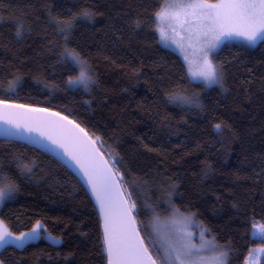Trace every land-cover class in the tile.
I'll list each match as a JSON object with an SVG mask.
<instances>
[{
    "label": "trees",
    "instance_id": "obj_1",
    "mask_svg": "<svg viewBox=\"0 0 264 264\" xmlns=\"http://www.w3.org/2000/svg\"><path fill=\"white\" fill-rule=\"evenodd\" d=\"M163 2L0 0V101L67 116L111 165L120 162L114 169L155 259L144 230L152 215L170 210L166 202L193 214L228 248V264H245L252 248L264 246L251 236L253 223H264V40L225 43L214 56L224 68L222 86L206 88L161 45ZM65 48L89 65L87 91L69 87L79 69L64 61ZM179 93L201 106L169 99ZM0 177V187L17 188L0 208L13 241L0 245V264H108L97 208L70 169L0 139ZM38 222V240H16Z\"/></svg>",
    "mask_w": 264,
    "mask_h": 264
},
{
    "label": "snow or ice",
    "instance_id": "obj_2",
    "mask_svg": "<svg viewBox=\"0 0 264 264\" xmlns=\"http://www.w3.org/2000/svg\"><path fill=\"white\" fill-rule=\"evenodd\" d=\"M170 7L178 8L184 16L190 17L181 21V27L187 33V44L172 42L176 43L183 53V59L188 63L192 77L202 80L206 88L212 85L222 86L223 65L213 63V59L209 58L222 43L232 37H242L250 44L264 40V0H217L216 3H210L209 0H192L191 3H177ZM162 14L163 10L157 13V19ZM84 15L90 16L91 13L85 12ZM70 27L71 25H68L61 30L67 31ZM161 39L167 40L168 37L161 32ZM188 49L192 51L189 52ZM62 57L69 67L79 68L78 77L69 79V87L79 84L87 91L89 85L94 83L87 62L75 50L68 48H65ZM169 99L201 106L198 100L179 94ZM41 113L47 115H39ZM215 130L221 131V125L216 124ZM25 133L28 135L24 136ZM33 133L36 135L33 136ZM0 135L22 136L30 142L42 143L46 140L51 145L63 149L64 154L76 162L103 213L104 245L108 264H155L135 225V216L132 213L136 210V205L134 202L127 204L123 193L117 188V179L113 178L112 169L120 162L114 161L110 165L97 151L89 150L95 142L79 124L58 112H49L46 108L0 101ZM44 147L47 148L48 145L45 144ZM73 149H79L81 153L86 154L82 158ZM25 170L30 172L31 168L25 166ZM2 179L0 177V180ZM16 190V186L11 183H8L7 187H0V203ZM40 228L41 224L38 222L32 233H22L16 240L34 236ZM207 231L209 230L204 229L200 233L199 244L193 242L191 233L176 237L161 236L157 233L162 264H226L227 253L217 252L218 246L214 240L205 239L204 233ZM258 235L264 240V226L259 229ZM11 236L12 233L0 221V244L12 243ZM205 251L211 254L202 255ZM259 251L264 252V249Z\"/></svg>",
    "mask_w": 264,
    "mask_h": 264
},
{
    "label": "rangeland",
    "instance_id": "obj_3",
    "mask_svg": "<svg viewBox=\"0 0 264 264\" xmlns=\"http://www.w3.org/2000/svg\"><path fill=\"white\" fill-rule=\"evenodd\" d=\"M192 0H164L160 10L157 13L162 12L163 14L159 19H157L156 16V30L158 32L159 40L161 45L164 47H167L176 53L180 55L182 58L190 81L193 83H201L204 85L202 80L194 79L192 77L191 71L189 70L188 63L183 59V53L179 50L176 43H173L172 41H176L177 43L183 42L184 44H187L186 36L187 33L184 31L183 27H181V21H184L186 19H190V17H186L183 15L182 10L170 7V5H175L177 3H191ZM210 3H216L217 0H209ZM186 27V25H185ZM161 32L168 37L167 40L161 39ZM260 40H258L255 44H250L248 41L243 39L242 37H232L228 40H226L224 43H222L217 49L216 53L220 50V48L228 42H242L245 43L248 46H254L256 45ZM189 52L192 51V49H188ZM215 53V54H216ZM215 54H210L209 58L213 59V63H215L214 56ZM79 69V68H78ZM89 73L92 76L90 69ZM93 78V76H92ZM77 86H82L79 84H75ZM73 85V86H75ZM214 86V85H212ZM210 86V87H212ZM207 87V88H210ZM181 96L190 97L186 93H179ZM193 98V97H190ZM198 100V99H196ZM179 103L178 101H176ZM181 103V102H180ZM179 103V104H180ZM199 103V100H198ZM185 107L193 106L195 104L189 105V104H181ZM7 187V186H6ZM13 196V193L4 200H8ZM3 202V203H4ZM3 203H0V208ZM165 205L166 209H169L166 213L162 214H155V212L152 215V217L148 221L147 228L144 230V236L152 244V249L155 252L156 259L159 262V264H162L161 254L159 252L160 249V241L157 238V233H159L161 236L167 235L171 237H176L177 235H182L185 233H191V239L194 243L199 244L200 243V233L204 230L203 225L200 221H198L195 216L191 213H182L180 212L176 206L173 204V206H167L166 202L163 204ZM170 205V204H169ZM168 207V208H167ZM1 221V219H0ZM5 226V224L3 223ZM264 226V223L257 222L253 223L252 230H251V236L254 238H260L258 235L259 229ZM205 239L207 240H214L215 244L218 246L217 252H225L227 253V261L226 264H228V258H229V250L228 248L221 246L219 243L216 242L215 238L211 236L208 231L204 233ZM41 235L34 234V236L30 235L29 237L24 238L23 240H20V243H26L31 241H36ZM47 240L53 242V243H60L61 239L57 238L53 235H50L48 233L42 235ZM1 245V244H0ZM260 249H264L263 245L256 246L252 248L247 255L245 264H261V260L264 256V252L259 251ZM211 253L205 251L202 253V255H210Z\"/></svg>",
    "mask_w": 264,
    "mask_h": 264
},
{
    "label": "water",
    "instance_id": "obj_4",
    "mask_svg": "<svg viewBox=\"0 0 264 264\" xmlns=\"http://www.w3.org/2000/svg\"><path fill=\"white\" fill-rule=\"evenodd\" d=\"M8 103H10V104H18V103H13V102H8ZM35 108H37V107H35ZM49 112L56 113V111H52V110H49ZM39 115L45 116L47 114L41 113ZM60 115L61 116H64L61 113H60ZM68 119L71 120V121H73L70 118H68ZM13 131H15V130L13 129ZM86 133L88 134V137L92 141L95 142V140L91 137V135L88 132H86ZM27 135H28L27 133L24 134V136H27ZM32 135L35 136L36 134L33 133ZM0 139L5 140V141H17V142H21V143H24L26 145H29L31 147H34L35 149H38L41 152L46 153V154L50 155L51 157L55 158L60 163H62L63 165H65L68 169H70L79 178V180L83 183V185L87 189L89 195L91 196V198H92V200H93V202H94V204H95V206L97 208L98 214L100 216L101 224H102V229H103V235H104V217H103V213L100 211V208H99V205H98V203L96 201V198H95L94 194L92 193V191L90 190V186L86 182V178L84 177L82 171L80 170V167L76 164V162L74 160L70 159L68 155L64 154L63 149H60V148L55 147L54 145H51L50 142H48L46 140L43 141L42 143L41 142H30L27 139H25L24 137H22V136H16V135H13V136H3V135H0ZM45 144L48 145L47 148L44 147ZM91 149H94L95 151H97L100 154V156H102L103 159L105 161H108V163L111 165L109 159L100 150V148H99V146H98V144L96 142L93 145L90 146L89 150H91ZM73 150L76 151L78 154H80L82 156V158L86 154V153H81L79 149H73ZM97 163H98V161H97ZM112 170H113V173H114V177L113 178L114 179H117V181H118L117 188L123 193L124 199L127 202V204H130L129 201H128V199H127V197H126V195H125V192L123 190V187H122L121 182H120V180H119V178H118V176L116 174V171H115L114 167H113ZM132 214L134 215V213H132ZM135 225H136V228H137V230L139 232V237L143 241L144 247L147 249L148 253L150 254V256L152 258V260L155 261V264H159V262L155 259L154 255L151 253L150 249L148 248V246H147V244H146V242H145V240L143 238V235H142V233H141V231L139 229V225L137 223L136 218H135ZM107 259H108V257H107Z\"/></svg>",
    "mask_w": 264,
    "mask_h": 264
}]
</instances>
